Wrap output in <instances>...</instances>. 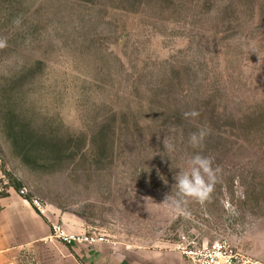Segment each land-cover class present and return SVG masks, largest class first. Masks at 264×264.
<instances>
[{
  "label": "rangeland",
  "instance_id": "obj_1",
  "mask_svg": "<svg viewBox=\"0 0 264 264\" xmlns=\"http://www.w3.org/2000/svg\"><path fill=\"white\" fill-rule=\"evenodd\" d=\"M0 39V188L110 242L264 264V0H0ZM197 153L203 204L174 186Z\"/></svg>",
  "mask_w": 264,
  "mask_h": 264
},
{
  "label": "crops",
  "instance_id": "obj_2",
  "mask_svg": "<svg viewBox=\"0 0 264 264\" xmlns=\"http://www.w3.org/2000/svg\"><path fill=\"white\" fill-rule=\"evenodd\" d=\"M0 170V185H1ZM41 215L15 188H0V264H189L176 248L134 247L104 242L65 245L51 239L52 223L62 222L71 234L88 235L81 227L50 210Z\"/></svg>",
  "mask_w": 264,
  "mask_h": 264
},
{
  "label": "built area",
  "instance_id": "obj_3",
  "mask_svg": "<svg viewBox=\"0 0 264 264\" xmlns=\"http://www.w3.org/2000/svg\"><path fill=\"white\" fill-rule=\"evenodd\" d=\"M31 202L41 215H47V212H49V205L37 199ZM51 239L69 246L74 244L93 245L108 241L106 237L102 235L71 234L59 223H52ZM176 249L183 253L189 264H259L238 251L227 241H217L212 245H200L197 242H192L187 246L176 247Z\"/></svg>",
  "mask_w": 264,
  "mask_h": 264
},
{
  "label": "clouds",
  "instance_id": "obj_4",
  "mask_svg": "<svg viewBox=\"0 0 264 264\" xmlns=\"http://www.w3.org/2000/svg\"><path fill=\"white\" fill-rule=\"evenodd\" d=\"M6 46V41L0 39V48ZM252 53H256L255 49H252ZM185 118L196 117L199 115L195 110L191 112H185ZM207 135L206 131L201 129L198 132L191 133L189 136V143L192 147H202L203 140ZM164 146L168 150H172L173 146L168 143L167 137L163 141ZM186 167L179 168L180 171L174 176L175 188L177 190V196L181 198H190L196 202L203 204L210 198V195L214 189V185L217 182V173L219 168H213V160L211 157L201 155L199 153L192 155L186 160ZM173 198L168 195L165 202L172 200ZM173 203L179 207L180 201L173 200Z\"/></svg>",
  "mask_w": 264,
  "mask_h": 264
},
{
  "label": "trees",
  "instance_id": "obj_5",
  "mask_svg": "<svg viewBox=\"0 0 264 264\" xmlns=\"http://www.w3.org/2000/svg\"><path fill=\"white\" fill-rule=\"evenodd\" d=\"M170 107L168 108V110H170V112L171 111H173V108H175L176 107V99L174 100V102H173V105L171 104V105H169ZM14 188L18 191L19 190V188L17 187V186H14Z\"/></svg>",
  "mask_w": 264,
  "mask_h": 264
}]
</instances>
